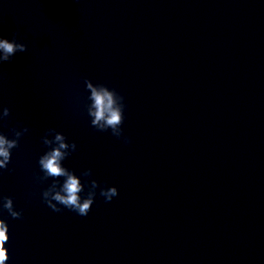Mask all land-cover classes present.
Listing matches in <instances>:
<instances>
[{"label":"clouds","instance_id":"1","mask_svg":"<svg viewBox=\"0 0 264 264\" xmlns=\"http://www.w3.org/2000/svg\"><path fill=\"white\" fill-rule=\"evenodd\" d=\"M27 45L18 40V33L13 32L11 38L0 36V64L11 62L17 53L27 52ZM85 90L89 93L85 105L87 115L90 117V124L99 132L111 130V135L125 144L131 143V138L124 135L122 125L125 120V97L115 88H109L103 83H93L90 79L84 78ZM11 116V109L0 106V127H5L8 118ZM12 138L0 131V169H8L11 162L12 150L19 147L22 136L28 133V127L18 130L12 128ZM43 145L48 148L38 159V164L43 176L37 180L45 182L52 178V182L42 191L43 202L54 212H61L62 207L69 209L79 216H87L92 209L97 196L104 198L105 202H111L118 196V189L115 186L102 187L95 179H88L82 182L81 176L91 177L92 170H84L80 176L72 170L63 166V161L77 150L75 141L67 142V137L49 128L41 137ZM60 178H63L62 181ZM81 193H84L82 196ZM62 206V207H60ZM0 210L6 211L12 219H22V210H16L13 198L0 196ZM9 225L5 219L0 218V264H7L9 251L6 244L9 242Z\"/></svg>","mask_w":264,"mask_h":264}]
</instances>
